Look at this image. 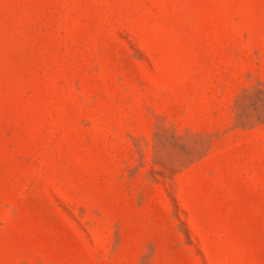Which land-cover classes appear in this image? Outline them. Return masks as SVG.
<instances>
[{"label":"rangeland","instance_id":"obj_1","mask_svg":"<svg viewBox=\"0 0 264 264\" xmlns=\"http://www.w3.org/2000/svg\"><path fill=\"white\" fill-rule=\"evenodd\" d=\"M0 264H264V0H0Z\"/></svg>","mask_w":264,"mask_h":264}]
</instances>
